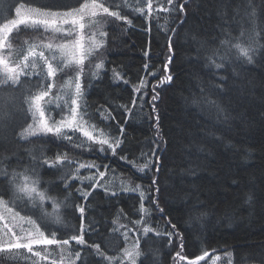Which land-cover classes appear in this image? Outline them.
I'll use <instances>...</instances> for the list:
<instances>
[{"label":"trees","instance_id":"trees-1","mask_svg":"<svg viewBox=\"0 0 264 264\" xmlns=\"http://www.w3.org/2000/svg\"><path fill=\"white\" fill-rule=\"evenodd\" d=\"M20 1L34 8L56 11L79 6L77 0ZM16 3L0 0V11H13ZM117 3L123 4V0ZM181 3L184 0H174L176 12H160L158 16L154 13L152 18L145 19L133 11L138 0H127L130 6L122 7L121 14L127 15L131 24L100 15L104 21L102 30L107 35L102 37L104 47L92 52L84 61L80 78L82 103H87L94 122L109 134L119 135L121 125L124 126V143L117 149V156L109 153L104 159L95 151L97 145H92L91 150L80 149L51 134L22 138L20 133L33 123L23 96L37 77H32L29 88L15 94L16 107L11 110L15 120L9 123L13 129L8 126L6 141L0 143V167L9 173L22 171L32 165L33 156L43 152L53 158L57 153H67L73 161L108 163L114 171H109L101 181L109 192L105 187H97L85 201L77 188L88 187L89 180L85 179L81 185L79 179H69L65 188L60 176L66 169L47 170L55 175L46 174V166L38 169L40 188L47 189L49 195L61 202V222L54 223L52 217L33 207L27 198L14 200L13 212L33 219L42 231L47 230L46 235L55 230L57 239H63L79 234L81 220L76 205H82L87 244L78 245L70 240L67 246L42 245L33 249L41 251L50 263L32 256L26 249L0 252V264H70V261L109 264L97 256L89 244H99L106 255L117 257L115 264H129L124 258V248L141 236L143 225L133 221L144 217V213L139 211V194L121 191V187L122 184H140L147 188L154 175L164 213L151 205L153 211L147 222L160 233H179L183 237V248L179 236L174 235L169 243L167 235L150 233L151 240H140L144 255L137 259V264L140 261L145 264H212L217 257L218 264H264V0H188L183 13L178 10ZM13 13L1 17L0 24L7 22ZM242 30L246 37L256 39L253 63L229 64L223 70L225 87L218 92L213 87L215 69L204 66L205 57L210 49L219 47L226 36L239 37ZM50 41L56 44L58 39L49 31L20 25L9 35L11 51L7 57L12 62L20 61L30 45H37L39 49ZM169 56L171 63H168ZM35 59L42 64L38 56ZM101 61L104 67L94 76L95 65ZM145 63L149 65L148 72L155 71V76L147 75ZM114 71L123 79L116 81ZM75 75L73 67L58 72L52 93L63 91L64 96L70 98ZM166 75H171L172 81L156 88L159 95L153 101L152 86ZM144 77H147L148 87L143 89L147 95L141 103L140 94L134 93L132 85ZM70 79L73 83L65 87ZM134 97L137 103L133 107ZM208 100H215L224 113L218 114ZM5 103L7 96L0 92V105ZM124 106L131 112H125ZM46 107H54V104ZM97 109L110 111L115 119H101ZM154 142L159 144V173L138 172L119 159L123 151L130 160L142 163L151 157ZM142 152L147 156L142 157ZM151 158L155 161V157ZM90 171L94 170L80 169L82 176L89 175ZM0 191L7 193L5 199H12L6 182L0 183ZM110 191H116L117 195H110ZM144 203L149 206L147 200ZM44 208L51 213V202H46ZM90 225L94 230L89 229ZM125 231L129 234L127 241L121 235ZM61 247L66 251L61 253ZM77 251L79 260L75 258ZM205 252L208 255L203 260L198 259ZM177 253L184 259L180 260Z\"/></svg>","mask_w":264,"mask_h":264},{"label":"snow or ice","instance_id":"snow-or-ice-1","mask_svg":"<svg viewBox=\"0 0 264 264\" xmlns=\"http://www.w3.org/2000/svg\"><path fill=\"white\" fill-rule=\"evenodd\" d=\"M188 0H184L187 3ZM78 7L74 6L70 10L58 12V11H44L39 8H27L24 12V4L15 9L17 19H10L7 23H3L0 27V49L5 47H11L8 42L9 35L14 29H17L20 25L31 28H43L45 32L51 31L53 33L64 32L66 35H72L73 31L78 28L80 31L79 39H75L72 42L71 50H69L68 44H56L54 45L51 41L40 46L39 50L37 45H30L27 53L23 55L22 60L17 62H12L7 56L0 55V92H5L7 96V103L0 105V126L6 127V121L10 119L11 110L16 107L14 103L16 100V93L21 92L25 88H29L30 81L32 77L35 76L37 79L31 83V87L27 93L23 96V103L27 105V111L31 113L33 123L28 125V127L20 133V136L27 139L29 136L48 135L51 134L61 141L69 142L73 147L91 150L92 145H97L95 151L101 154L104 159H107L108 154L112 156H117V149L121 148L124 143V126L121 125L119 130V135H111L109 132L105 131L103 127L95 123L94 115L89 111V106L86 102L82 103L84 94L82 91V85L80 83V78L83 73L84 61L87 59L88 54L95 50L104 47L103 40L97 41L95 39V33L90 37L92 40V46L85 49L83 40V30L85 28V17H96L97 15L103 13L109 17H113L115 20H123L127 24H131V19L127 15H122L121 10L124 6H130L127 4V0H123V4L117 3V0H77ZM184 3L178 5L179 12L183 13L185 11ZM174 0H138V6L133 7V11L137 12L145 17V19H150L153 14L156 13L157 16L160 12H176L177 8L173 7ZM90 23L100 24L99 21L91 20ZM183 22V21H181ZM60 24L71 25L72 28L63 29ZM167 31V29H165ZM174 32L175 29H172ZM98 34L100 36H106L107 33L102 30V26L98 28ZM259 35V33H257ZM256 39L254 36H247L245 31L242 30L239 37H231V35L226 36L220 41L219 47L212 48L209 50L205 57V67L210 69H215L212 75L216 77V82L213 87L218 91L222 92L225 87L226 75L223 70H225L229 64H243L247 62L248 64L253 63L254 54L256 52ZM48 50L46 54L45 50ZM169 50L171 51V36H169ZM59 53V56L57 55ZM78 53V54H77ZM11 53H9V56ZM147 56V53H145ZM39 57V61L35 57ZM171 56L168 57V63H171ZM59 60V63H54ZM69 65H75V83L73 95L68 98L65 97L63 91L60 94H53L52 89L55 86V78L58 72L64 70L65 67ZM104 67L103 61L95 65L96 72L93 73L97 76L99 70ZM39 68V71L36 69ZM145 71L149 76H155V71L148 72L149 65L145 63ZM167 70V66L165 65ZM113 76L116 81L123 79L120 73L113 72ZM22 77L24 79H22ZM172 76L166 75L159 79L158 83L152 86L153 92L155 93L151 99L153 101L158 99V93L155 92L156 88L165 83H171ZM125 84L129 83L127 80H123ZM73 81L70 79L66 82L65 87L72 84ZM6 86V88H5ZM134 93L140 94V101L143 102V96L147 95L143 89L148 87L147 77L142 78L138 83L133 84ZM203 91V90H202ZM63 99V103L60 101ZM207 99V98H205ZM210 105L217 108L218 114H223L224 110L221 108L215 100L207 101ZM137 100L134 97L132 100L133 107L136 105ZM54 104V107H46L47 105ZM11 105V107H10ZM125 112H131V109L124 106ZM59 109V112H56ZM97 111H100L97 109ZM153 111H156L155 105H153ZM47 113V115H46ZM37 114L39 119L37 120ZM100 118L104 120H114L115 117L110 111L104 110L100 111ZM226 118V116H225ZM156 127L159 129V117L157 116ZM127 123V120H125ZM79 133V135H76ZM157 136L160 137L159 131H157ZM83 137V139H81ZM154 148L151 150V157H155V161L149 157L142 163H137L136 159H129V157L121 151L119 153V159L124 161L125 164H131L138 172L144 173L147 171H154L159 173L160 171V155H159V144L154 142ZM141 156H147V153H141ZM100 159V156H97ZM33 163L22 171L13 170L9 173L5 168L0 167V183L6 182L9 186V190L12 194V199H5L7 193L0 191V205H2L6 212L11 213L12 219L15 220L17 217L26 221L28 224L32 225L35 229L34 231L21 229L22 235H17L13 230L12 226L8 224L4 225L6 231H4L3 236H0V252H6L11 250L26 249L32 256L38 257L41 260L47 259L43 256L41 251H34V246L37 245H59L67 246L71 241H75L78 245H86L87 241L84 239L85 228L83 225L85 208L82 205H76L77 210L80 213V228L79 234L73 233L69 238L57 239V232L55 230L48 231L41 230L36 222L30 217L19 216L18 212H13L11 204L14 200L24 199L33 205V207L39 209L44 215L50 216L54 223H60L61 217L59 214V208L61 207V202L57 200L55 196H51L47 189L40 188V177L38 174V169L45 168L46 174L55 175V172L49 173L47 170H57L66 169L60 179L64 182V187H68L69 179H79L81 185L85 179L89 180V186L77 188L80 195L85 201L92 194L97 187H105L101 181L104 180L106 174L109 171H114L110 168L108 163L98 164L95 160L89 162L83 161H73L69 159L67 153H57L55 157H49L43 154L39 156L32 157ZM94 170L90 171L89 175L82 176L80 169ZM58 187V186H57ZM73 188L76 185H72ZM105 191L109 192V189L105 187ZM121 191L124 192H135L139 194L140 198V208L139 211L144 213V217L133 221L136 225H143L141 231V236L137 238L133 245L124 248V258H126L129 264H137V259L144 255L140 248V240L144 239L146 242L151 240L150 233L155 236L167 235L169 237V243L172 242V237L174 235L179 236V233L165 232L160 233L153 227H151L147 222V217L151 216L153 211L151 205H155V210L160 213H164V208L160 206L159 203V192L160 188L157 183V176L151 178V184L149 187L144 188L140 184H135L134 186H129L128 184H122ZM110 195L116 196V191H110ZM147 200L149 206H145L144 201ZM46 202H51L52 212H47L44 208ZM0 219H4L0 216ZM123 227V225H121ZM175 225H173V228ZM90 230L92 226H89ZM116 231V229H114ZM11 233V235H9ZM125 241L129 239L128 231L121 233ZM181 240L180 247L183 248V237L179 236ZM88 247L95 249V254L101 257L103 260L109 262V264H115L118 259L115 256L106 255L104 251L101 250L99 244H89ZM66 249L61 247V253L65 252ZM180 260L184 257L180 254H176ZM208 253L205 252L204 255L200 256L198 259L203 260ZM75 258L80 259V252L75 253ZM63 259V256H62ZM218 259V257H217ZM70 264H74V261H70ZM140 264H145L144 261H140ZM215 264V260H213Z\"/></svg>","mask_w":264,"mask_h":264},{"label":"rangeland","instance_id":"rangeland-1","mask_svg":"<svg viewBox=\"0 0 264 264\" xmlns=\"http://www.w3.org/2000/svg\"><path fill=\"white\" fill-rule=\"evenodd\" d=\"M16 3L15 7L13 8V11L11 10H4V11H0V18L1 17H6L8 16L9 14H11V12H14L13 15H11L9 18L10 19H17L18 17L16 16V12H15V9L17 7H20L21 4H24V9H22V12L25 11V9L27 8H34L28 4H26L25 2H22L20 0H14ZM14 3V2H13ZM12 5V4H11ZM39 8V7H38ZM41 10H44V11H56V10H51V9H45V8H39ZM67 11V10H66ZM58 12H63V11H58ZM103 14V13H101ZM97 15L96 17H89V16H86L85 17V28L83 30V36H84V40H83V44H84V47L85 49H88L89 47L92 46V40L90 39V37L95 33V39L97 41L99 40H102V36H100L98 34V28H100L101 26H103V23L104 21L101 19L100 15ZM9 19V20H10ZM91 20H95V21H99L100 24H95V23H90L89 21ZM8 22V21H7ZM7 22H4V23H7ZM3 23L0 24V27H2ZM60 27H62L63 29H68V28H72L71 25H65V24H60ZM55 38L58 39V42L56 44H68L69 45V50H71V46H72V42L75 40V39H79L80 37V31L78 28H76L74 31H73V34L72 35H66L63 31L62 32H58V33H53L51 31H49ZM54 44V45H56ZM39 50V49H38ZM11 51V49L9 50V47H5L3 49H0V55H4V56H8V52ZM95 49L93 51H91L88 56L94 52ZM78 54V53H77ZM57 55L59 56V53H57ZM87 56V57H88ZM60 61L57 60L55 61L54 63H59ZM70 67H73L75 68V65H69L68 67H65V68H70ZM64 68V69H65ZM14 113H11V116H10V119H8L6 121V124L7 126L6 127H3V126H0V143L2 142H5L6 141V137H7V131L10 128L13 129V127L9 124V123H13L14 121ZM9 126V127H8ZM52 209V208H51ZM13 210V209H12ZM0 216H3L4 219H0V236H3V233L4 231H6V229L4 228V225L5 224H8L9 226H12V230L17 234V235H22L24 233L21 232V229H24V230H29V231H34L35 229L33 228L32 225L28 224L26 221H22L20 220L18 217L13 220L12 219V215L11 213H8L5 211L4 207L2 205H0ZM21 216V215H19ZM9 235H11V233H9ZM39 246H42V245H37V246H34L35 247H39ZM33 248V249H34ZM40 259V258H39ZM45 261H47L46 259H43ZM126 261H128L126 258H125ZM213 260H215V264H218V259L214 258ZM213 260H212V264H213ZM48 263H50V261H47Z\"/></svg>","mask_w":264,"mask_h":264}]
</instances>
